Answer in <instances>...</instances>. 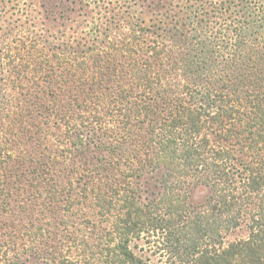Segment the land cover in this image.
Segmentation results:
<instances>
[{"label":"trees","instance_id":"obj_1","mask_svg":"<svg viewBox=\"0 0 264 264\" xmlns=\"http://www.w3.org/2000/svg\"><path fill=\"white\" fill-rule=\"evenodd\" d=\"M232 11L240 19L221 22L219 36L208 27L200 37L177 31L166 41L140 28L109 38L95 57L66 49L46 55L60 78L55 89L72 87L62 99L71 111L58 120L76 132L73 144L88 143L80 128L102 129L109 164L124 166L118 176L98 164L76 169L93 178L99 216L111 225L89 264H264V2L246 0ZM100 55L111 65L101 66ZM143 167L163 171V189L158 197L150 191L151 200L124 180ZM192 185L208 190L198 204L189 200ZM153 230L169 235L178 261L156 263L130 248ZM237 230L245 233L227 239ZM90 249L86 243L82 251ZM1 254L9 251L0 244ZM81 261L66 255L61 264Z\"/></svg>","mask_w":264,"mask_h":264},{"label":"rangeland","instance_id":"obj_2","mask_svg":"<svg viewBox=\"0 0 264 264\" xmlns=\"http://www.w3.org/2000/svg\"><path fill=\"white\" fill-rule=\"evenodd\" d=\"M231 2L239 7L218 9L216 0H0V244L9 251L0 255L2 261L61 264L69 255L89 264L93 252L100 257L99 238L111 225L99 216L93 178L76 169L98 164L117 176L124 170L123 164L120 170L109 164L114 155L105 147L109 140L102 129L80 128L88 143L73 144L76 132L58 120L71 111L62 99L72 87L55 89L60 78L45 63L46 55L66 49L95 57L109 38L140 28L144 37L166 41L177 31L200 37L213 28L219 36L226 28L220 23L240 19L232 10L242 11L246 0ZM112 62L103 59L100 65ZM138 172L124 180L144 199L158 197L163 171L143 167ZM207 194L204 186L192 185L189 200L198 204ZM244 233L237 230L227 239ZM167 240L166 232L153 230L134 238L130 248L156 263L178 261ZM86 243L91 249L84 252Z\"/></svg>","mask_w":264,"mask_h":264}]
</instances>
